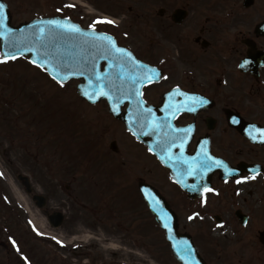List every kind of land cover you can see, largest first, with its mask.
Listing matches in <instances>:
<instances>
[{"label": "flooded vegetation", "instance_id": "1", "mask_svg": "<svg viewBox=\"0 0 264 264\" xmlns=\"http://www.w3.org/2000/svg\"><path fill=\"white\" fill-rule=\"evenodd\" d=\"M71 1L50 0L44 10L35 3L22 22L60 17L91 30L98 18L114 21L95 30L158 73L137 82L140 96L125 84L129 98L117 112L136 120L142 112L160 127L137 123L144 138L134 135L111 111L114 101L82 95L95 91L88 74L56 82L34 142L4 138L19 168L0 172V264H137L139 243L165 264H183L158 221L165 214L185 253L194 252L190 243L207 264H264V142L250 139L264 129V0ZM107 66L102 60L96 70ZM168 124L190 129L182 152L161 150L166 138L184 135ZM204 152L221 165L188 175L177 157Z\"/></svg>", "mask_w": 264, "mask_h": 264}, {"label": "snow or ice", "instance_id": "2", "mask_svg": "<svg viewBox=\"0 0 264 264\" xmlns=\"http://www.w3.org/2000/svg\"><path fill=\"white\" fill-rule=\"evenodd\" d=\"M72 6L73 5H66L65 7ZM5 19L4 5L0 4V37H12L14 41L13 47H15V52L11 55L5 54L4 56H0V62H6L9 59L14 60L17 58L18 54H23L24 52H34L39 59H32L31 63L39 68H43L58 84H63V82L70 76H82L87 73L88 83L90 86L94 87L95 91L90 93L85 89L82 91V95L92 102H96L99 97H107L109 101H114V103H112L113 111L116 110L117 104H119L122 99L129 98L128 93H125L123 90L125 84H129L131 88H135V95L140 96L141 93L139 88H136L137 82L152 83L153 77L148 73L158 75L155 69L148 68L136 60L131 52L118 47L112 37L103 33H95L96 23H114V21L99 18L96 21H93V23L89 25V29L95 34L91 35L90 39L83 41V44L81 45L83 51L75 53L74 51L68 50L61 52L59 48L54 47V40L57 36L88 35V33H85L75 24L57 19H49L47 21H41L27 36L16 38L15 33L6 26ZM75 47L76 46L74 45L73 49H75ZM89 49H94L96 55H92L88 51ZM98 59L108 61V66L104 69L103 73L96 70V62ZM114 65L117 70L110 71L114 68ZM128 65L137 70L143 71H139V74H126L125 69ZM50 68L53 70L49 71ZM61 71H64L65 73L63 76L60 74ZM117 82H119V84H117ZM105 88H108L109 91H105ZM112 92L115 94H110ZM173 94L185 95L184 93H180L178 88L174 90ZM189 99L196 101L197 98L189 96ZM136 104L139 108L142 105V101L137 99ZM187 110L195 111L196 109L195 107H190L187 108ZM175 111L180 112L181 108L177 107ZM148 112L150 113L151 110L149 109ZM137 123L140 124L142 128L145 126L149 129L160 127V125H154L148 121L142 112L137 116ZM167 126L172 129L173 132H182L184 135L173 136L171 139L166 138L161 150L165 151L170 150L172 147H180L182 152L186 134L190 129H174L171 124H168ZM256 131L260 133L259 137L256 135H250V139L252 141L259 139L264 142V129H256ZM133 134L135 135V133ZM177 140L180 141L179 144L176 143ZM149 151H152V149L149 148ZM172 158V155H167L168 160H171ZM161 159L163 160L164 157H161ZM177 159H182L183 162L188 165V175H197L210 170L214 166L218 167L222 163L208 155L206 152H204L202 156L199 154L196 157L191 158L181 156L177 157ZM225 171L227 173L230 170L225 166ZM193 190H195V186H193ZM203 191L212 192L214 190L205 187ZM163 218L166 221L167 214H165ZM193 218V216L188 217L189 220H192ZM164 227L168 228L166 222ZM173 247L179 248V245H173ZM183 250L189 252L187 247ZM180 259L184 260L185 257L180 256Z\"/></svg>", "mask_w": 264, "mask_h": 264}, {"label": "rangeland", "instance_id": "3", "mask_svg": "<svg viewBox=\"0 0 264 264\" xmlns=\"http://www.w3.org/2000/svg\"><path fill=\"white\" fill-rule=\"evenodd\" d=\"M48 1L10 0L13 24L18 25L30 19L35 3H41L38 8L44 10ZM58 89L61 88L56 81L45 70L31 64L27 57L0 62V172L3 175L9 176L12 169L19 168L8 150L10 148H6L9 142L4 138H29L34 142L37 134L35 127L44 115L52 112L54 95ZM33 145L30 143L27 147ZM137 250V264H165V256L142 251L141 243Z\"/></svg>", "mask_w": 264, "mask_h": 264}, {"label": "water", "instance_id": "4", "mask_svg": "<svg viewBox=\"0 0 264 264\" xmlns=\"http://www.w3.org/2000/svg\"><path fill=\"white\" fill-rule=\"evenodd\" d=\"M0 4L4 5V15L6 17L5 24L9 29H11L15 33L16 38H19L21 36H27L31 31L34 30V28L41 21H47L49 19H57V20L66 21L67 23H71L69 19H62V18L54 17V18L34 19L30 22L21 24L19 26H14L11 23V14H10L8 7L6 6V3L3 0H0ZM78 27L80 29H82L85 33H88V35H84V36H80V35L57 36L54 40V47L59 48L61 52L68 50V51H74L75 53H79V52L83 51L81 45L83 44L84 40L90 39L91 35H94L95 33H100V32H96V31H95V33H93L92 30L83 29L80 26H78ZM103 34H105V33H103ZM108 36H110V35H108ZM110 37H112V36H110ZM112 39L115 41V39L113 37H112ZM0 41H1V54H2V56H4L5 54L11 55L12 53L15 52V47H13L14 41H13L12 37H9V36L0 37ZM74 45L76 46L75 49H73ZM88 51L90 53H93V52L96 53V51L94 49H89ZM23 54L29 55L30 60L39 59V57H37L36 53H34V52H24ZM23 54H18L17 57H19ZM92 55H96V54H92ZM101 61L102 60H99V59L97 60L96 67L99 68ZM52 70L53 69H51V68L49 69V71H52ZM57 70H59V69H57ZM60 74H61V76H63L65 73H64V71H61ZM86 74L87 73H85V75ZM85 75H82V76H85ZM75 76H81V75H75ZM112 111H113V109H112ZM113 112L115 115L122 117L126 121V123L130 126V128H132L133 131L138 134V131L136 129L137 128L136 122L131 118L130 114H122L120 112H117V109ZM144 195L150 203V193L144 191ZM158 220L161 222V225L164 227V224H165L164 219L162 217H158ZM166 230H167V235H168V237L171 241V244H172L173 252H174L175 256L180 261L183 262V264H186V262H187V264H206L204 259H202V257L198 254V252L195 250V248L193 246H191V244L189 242L188 243H189L191 249L194 250V252L189 253V254L184 252L183 249L185 248V243H184L185 238L183 235L179 234L177 231H175L173 228H171V226L169 224H168V228H166ZM173 245H179V248H174ZM180 256H184L185 259L181 260Z\"/></svg>", "mask_w": 264, "mask_h": 264}]
</instances>
